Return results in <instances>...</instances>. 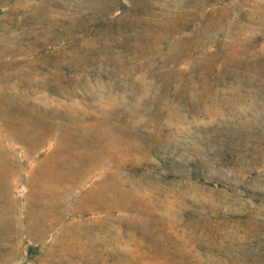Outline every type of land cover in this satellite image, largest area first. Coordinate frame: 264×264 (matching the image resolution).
Listing matches in <instances>:
<instances>
[{
	"label": "rangeland",
	"instance_id": "rangeland-1",
	"mask_svg": "<svg viewBox=\"0 0 264 264\" xmlns=\"http://www.w3.org/2000/svg\"><path fill=\"white\" fill-rule=\"evenodd\" d=\"M0 264H264V0H0Z\"/></svg>",
	"mask_w": 264,
	"mask_h": 264
}]
</instances>
